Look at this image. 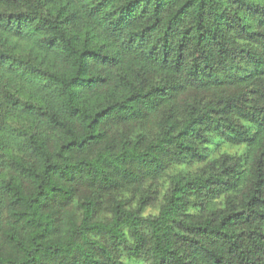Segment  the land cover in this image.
I'll return each instance as SVG.
<instances>
[{
	"label": "trees",
	"instance_id": "obj_1",
	"mask_svg": "<svg viewBox=\"0 0 264 264\" xmlns=\"http://www.w3.org/2000/svg\"><path fill=\"white\" fill-rule=\"evenodd\" d=\"M0 264H264V0H0Z\"/></svg>",
	"mask_w": 264,
	"mask_h": 264
}]
</instances>
